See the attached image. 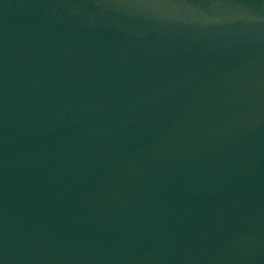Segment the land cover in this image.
Wrapping results in <instances>:
<instances>
[{"label": "water", "instance_id": "water-1", "mask_svg": "<svg viewBox=\"0 0 264 264\" xmlns=\"http://www.w3.org/2000/svg\"><path fill=\"white\" fill-rule=\"evenodd\" d=\"M0 264H264V0H0Z\"/></svg>", "mask_w": 264, "mask_h": 264}]
</instances>
